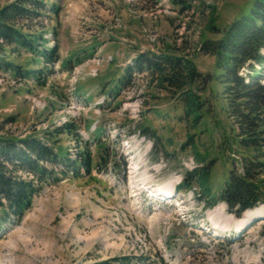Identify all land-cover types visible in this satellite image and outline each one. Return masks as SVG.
<instances>
[{
  "label": "rangeland",
  "instance_id": "374dc122",
  "mask_svg": "<svg viewBox=\"0 0 264 264\" xmlns=\"http://www.w3.org/2000/svg\"><path fill=\"white\" fill-rule=\"evenodd\" d=\"M252 1L44 0L30 26L57 41L60 61L41 63L48 71L38 80L0 71V137H49L72 160L88 150L92 167L55 169L22 222L0 231V264H264V202L238 215L200 185L178 187L212 163L207 189L217 197L239 168L243 151L221 86L213 80L196 91L204 109L194 126L178 89L147 72L123 79L133 53L188 56L213 76L215 57L200 51L219 38L210 18L224 29ZM8 58L24 65L34 56ZM157 188L174 197L155 198ZM252 212L261 216L236 229Z\"/></svg>",
  "mask_w": 264,
  "mask_h": 264
},
{
  "label": "trees",
  "instance_id": "16d2710c",
  "mask_svg": "<svg viewBox=\"0 0 264 264\" xmlns=\"http://www.w3.org/2000/svg\"><path fill=\"white\" fill-rule=\"evenodd\" d=\"M47 7L44 0H16L0 8V71L10 70L38 80L39 74L48 71L39 68L41 63L50 67L60 61L57 41L48 44L30 26ZM207 28L219 35L216 40L203 41L200 47L202 53L215 57L217 73L213 76H203L188 56L139 54L123 79L135 71L147 72L178 89L185 119L193 120L194 126L203 118L204 109L196 91H203L204 85L213 80L221 86L224 109L237 127V143L243 151L239 168L229 171L217 197L207 189L212 163L201 162L188 171L179 189L200 185L208 197L225 203L239 215L264 202V0H253L249 10L224 29L216 28L213 18ZM24 52L34 56L32 62L22 65L8 58H19ZM52 143L49 137H0V231L22 222L43 185L56 179L55 169L61 174L78 175L81 169L90 173L92 160L88 150L72 160Z\"/></svg>",
  "mask_w": 264,
  "mask_h": 264
},
{
  "label": "bare ground",
  "instance_id": "6f19581e",
  "mask_svg": "<svg viewBox=\"0 0 264 264\" xmlns=\"http://www.w3.org/2000/svg\"><path fill=\"white\" fill-rule=\"evenodd\" d=\"M157 193H155V197H159V196H163L165 200H167L168 198H171V197H174V193L173 195L170 193V192H166V190H164L163 188H157ZM161 190V191H160ZM158 199V198H157ZM162 200V199H161ZM263 212V211H262ZM261 214V212H260ZM260 214H257L256 212H252L250 213L247 218L241 223L239 224V226L236 228V229H239L240 230H245L244 228L249 224V221L251 220H256V218H258V216L260 217L261 215ZM263 215V214H262ZM220 228V225H217L215 224L214 225V230L215 231H218ZM238 231V232H239Z\"/></svg>",
  "mask_w": 264,
  "mask_h": 264
},
{
  "label": "crops",
  "instance_id": "0c3cea01",
  "mask_svg": "<svg viewBox=\"0 0 264 264\" xmlns=\"http://www.w3.org/2000/svg\"><path fill=\"white\" fill-rule=\"evenodd\" d=\"M133 38H135L136 40H138V43H139V45L138 46H140V45H142L141 44V40L139 39L140 37H139V35L138 34H136L135 36H132ZM140 48V47H139ZM134 55H131V56H129V58H128V62L129 61H131L132 59H135L136 58V53H133Z\"/></svg>",
  "mask_w": 264,
  "mask_h": 264
}]
</instances>
